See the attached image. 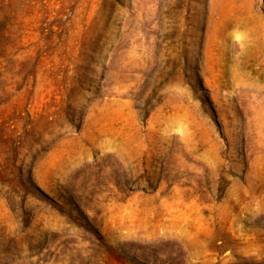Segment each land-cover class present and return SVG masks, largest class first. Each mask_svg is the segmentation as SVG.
<instances>
[{"label": "rangeland", "instance_id": "obj_1", "mask_svg": "<svg viewBox=\"0 0 264 264\" xmlns=\"http://www.w3.org/2000/svg\"><path fill=\"white\" fill-rule=\"evenodd\" d=\"M0 264H264V0H0Z\"/></svg>", "mask_w": 264, "mask_h": 264}]
</instances>
